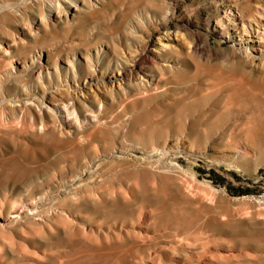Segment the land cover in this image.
<instances>
[{"label": "rangeland", "instance_id": "1", "mask_svg": "<svg viewBox=\"0 0 264 264\" xmlns=\"http://www.w3.org/2000/svg\"><path fill=\"white\" fill-rule=\"evenodd\" d=\"M23 1L1 0L3 4L13 6L9 11L12 16L9 14L8 17L11 19L14 17V20L7 22L4 19L2 25L5 30H9L13 25L23 27L30 21H38L39 12L47 13L48 5L57 0ZM224 1L238 5L245 18L253 15L255 11L264 12V0ZM199 4L201 0H113L105 9L89 13L84 20L86 22L83 21L80 25L71 22L68 25H60L53 22V25L46 30L47 36L44 39L38 34L34 47L41 46L43 49L54 50L60 55H64L70 48L99 42L104 51L100 55H103L101 62L105 63L107 57L113 65L115 55L121 53L126 56L129 49L138 50L135 54L136 60L148 51H152L160 34L157 28L165 26L172 30L177 28L178 31L177 42H173L175 45L173 50L155 51L153 52L155 62L145 61L141 64L140 78H138L152 79L153 85L149 92H142V89L137 87V81H131L121 90L115 89L111 93H106L104 84H108V75L103 71L99 73V77L104 78L103 83L99 82L101 87L97 86L99 109H94L90 101L86 102L84 108L95 121L89 120L88 125H83L80 139L87 143L82 144L81 147L76 146L77 149L75 146L60 148L61 145H58L55 150L46 151L43 144L36 148L40 153L35 150L33 160H27L18 146V143L24 141L21 130L26 124V119L23 118L24 110L22 112V108L15 106L20 102L0 106V121L4 117V121L1 122L3 124L0 125L4 127L0 129L3 130V134L0 131V136L5 138V142L0 144V153L6 158L0 160V174L4 176L1 185L5 187L7 185L5 189L0 185V202H2L0 264L9 262V264H26L29 260H33V264H47L36 257L40 258L42 251L48 249L55 252L66 250V247L59 243L60 239V241L68 239L73 241V238L74 240L77 238L75 241L79 239L97 241L96 237L99 236L98 241H102L101 239L106 235L111 236L115 241H154V249L149 250L152 254L149 261L160 260L161 264H264V206L250 200L231 199L264 192V66H260L261 63L264 64L261 62L264 61V50L262 53L252 51L254 58L251 61L243 58L236 52L237 33L229 29L227 33L214 34L210 28H206L204 22H197L196 10ZM161 5L162 8L157 7ZM217 11H222L219 2H217ZM154 28L157 29L155 32L152 31ZM149 31L150 37H146V32ZM143 41L145 46L140 52L139 48ZM161 41L165 42L163 39ZM199 45H202V48ZM91 54L94 55V52L91 51ZM49 72L52 73V69ZM240 77L247 81L245 87L237 86ZM6 88L10 100L18 97L17 100H20L24 89L26 94L37 91L40 95L39 87L30 78L16 84L9 82ZM237 88L241 92L240 95L230 96L229 93ZM259 90H262L263 95L255 96L254 94ZM50 91L54 94L53 101L60 98L53 89ZM103 110L107 111L103 112ZM62 116L64 115L55 112V122L58 123ZM47 122V127L53 124ZM132 122L136 124H131ZM139 128L140 132H138ZM90 130H94V133ZM90 135L95 138L92 139ZM59 136L60 139L65 137L63 134ZM51 139L54 140L52 137ZM10 141L16 143L15 147L9 144ZM7 146L11 148L13 156ZM7 152L9 156L11 154L10 157L7 156ZM11 157L12 162L14 160V163H19L24 170L32 167L39 169L40 172L31 180L32 183L17 178L18 180L14 181L17 189L10 188L13 179L8 174L10 166L5 165H10ZM38 161L41 162L39 166H37ZM88 162H97V165L92 166L89 174L81 176L80 189L74 190L75 185L70 182L73 176L72 166ZM121 164H124L122 165L124 167H121ZM101 170L105 173H101ZM147 174L150 175L149 178ZM5 177H7L6 181ZM176 187H180L179 194L176 192ZM223 187L226 194L221 190ZM152 189H156L162 199L160 197L157 200L151 199ZM79 193L96 199L99 204L121 199L120 202L134 205L144 215L156 211L168 214L169 218H162L156 227H152L143 223H133V220L127 218L123 219V222L117 219L114 224L100 213L86 212L78 217L79 214L72 211L71 203L75 199L74 196ZM206 195L210 198L208 199ZM179 196L181 198H177ZM184 200L189 201L188 207L187 205L183 207L182 204L187 203ZM197 207L202 208V212L206 210L205 214L203 215L200 209L197 210ZM26 208H30V213L34 211L33 214H29ZM174 208L182 210L179 212ZM16 210L18 216L12 220L9 215ZM89 218L94 220L91 225ZM73 229L79 230L82 233L81 237L76 236ZM185 231L187 232L184 234ZM61 232H65L67 236L61 235ZM58 235H61V238ZM108 236L107 241H110ZM164 238L168 241L163 240ZM3 242L6 245L3 246ZM17 242L23 243L24 247L20 246L21 249L18 250ZM8 247L14 252L13 257L7 254ZM28 250L30 252L27 253ZM131 254L139 261L141 256L139 251L132 249Z\"/></svg>", "mask_w": 264, "mask_h": 264}, {"label": "bare ground", "instance_id": "2", "mask_svg": "<svg viewBox=\"0 0 264 264\" xmlns=\"http://www.w3.org/2000/svg\"><path fill=\"white\" fill-rule=\"evenodd\" d=\"M111 1H113V0H57V1H55L53 3H50L48 5L47 13L44 14L43 12H39V16L40 17L38 18V21H35V22L30 21L27 24L25 23L23 25V27H19V26L13 25L9 30H5L4 29V26L2 25V23H4L5 20H7V22L8 21H12V19L14 18V17H12V19H11L10 17H8L9 14H10L9 11H10L11 7H13V6L3 4L1 2V0H0V106L3 105V104H10V103L14 105L15 102H20V103H18V105H15V106H17L18 108H22V112L24 110L23 118L26 119V124L25 125L23 124L24 127L21 130L22 131V134H24V141L18 143V146L23 151V154L22 155L24 156V158H27V160L29 159L30 161H32L33 158H34V152H35L36 148L38 146H40V145H43V144L45 145L44 146V150L50 151L51 149H54L55 150V148L58 145H61L62 146V147L60 146V148L75 146V149H77L76 146H80L81 147L82 144H86L87 143L86 141H83L82 139H80V137H81L80 130L84 128L83 125L84 126L88 125L87 124V121H89V120L95 121L94 117H91L92 116L91 114H90L91 116L88 115L89 113L85 110L84 107H85L86 102L87 101H90L89 103L91 104V106L94 109L95 108L99 109L100 101H99V90H97V86H100L101 87V84L99 85V82L103 83V81H104L103 80L104 78L99 77V73L101 74L102 71H103V72H106L107 75H108V84H104L105 87H106V90H105L106 93H111V91H113V90L115 91V89L116 90H121V88L124 85H126L127 83H129L131 81H137V83H136L137 84V87L139 89H142V92H149L151 90L150 88L153 85V82H152V79H148V78L139 79L140 78L139 77V73H141L140 72L141 71V64L144 63L145 61L146 62H151V63L152 62H155L156 58L153 56V52H155V51L159 52V50H162L164 52H168L170 50H173V48L175 47V45L173 44V42L174 41L177 42V32H178L177 31V28H174L172 30V29L167 28L165 26H161L160 29L157 28L159 30V33L160 34L157 37L156 43L152 47L153 48L152 51H148V53L145 52L147 54H143L140 57V59L136 60L135 59V57H136L135 54H137L138 50L129 49L130 51H129L128 55H126V56L123 55V54H121V53L120 54H116L113 65H111V60L110 59H107V57H105V60H106L105 63L104 62H101L102 59H103V55L102 56H100V55L104 51L101 48L102 44L99 45V42L98 43H92V44H84V45H81L78 48H70V49H68L65 52L64 55H60V54H58L54 50L43 49V47H41V46L40 47H34L33 46L35 44V42H36V39H37L36 37L38 36V34H41L42 35L41 36L42 39H44L47 36L46 35V30L53 25V22L56 23V24H60V25H68L70 22L71 23H77V25H80L81 23H83V21L85 20V18L87 17V15H89V13H92L94 11H98V10H101V9H105L106 5H108ZM217 2H219V4H220V8L222 10L221 12H218L217 11ZM18 4H19V2H18ZM162 6L163 5H161V7L160 6H157V7L162 8ZM174 10H175V8H174ZM196 11H197L196 12L197 13V22H204L205 23L204 25L206 26V28L207 29L210 28L211 31H212V33H214V34H217V33L220 34L221 32L227 33L229 31V29L230 30H233L234 33H237L235 35L237 37V40L235 42V45L237 47V51L236 52L238 54H241L243 56V58L251 61L254 58V55L252 54V51H256L258 53H262L263 52V50H264V12L261 13V12L255 11V13L253 15H251L248 18H245L243 11L240 9V7H238V5H235L233 3H231V4L230 3H225L224 0H201V4H199V7H198V9ZM103 14H104V12H103ZM97 17H98V15H97ZM84 22H86V21H84ZM183 27H185V25ZM109 28L111 29V27H109ZM157 29L154 28L152 31L155 32ZM150 34H151L150 31L149 32H146V37H150ZM225 36L227 38V34ZM207 38L208 37H206V39ZM162 39L165 42H162L161 41ZM221 41H219V42H221ZM71 42H73V41H71ZM26 43L27 44L29 43V44L26 45ZM144 46H145V41H143L142 45L139 48V51L140 52L143 50ZM199 46L201 47L202 45H199ZM194 47H196V46H194ZM91 51L94 52V55L91 54ZM201 52H202V50H201ZM216 56H214V57H216ZM158 59H161V58H158ZM220 59H221V56H220L219 60ZM261 62H264V61L261 60ZM15 64H17V65H15ZM260 66L262 67V66H264V64L261 63ZM51 69L53 71L52 73L49 72V70H51ZM99 70L101 72H99ZM26 78H30V79H33V81H35V83L39 87V93H40V95H38V92L37 91L36 92H33V93H30V94H26L25 93V89H24V93L20 96V98H21L20 100H17L19 97L16 98V99L10 100L8 98V95H7L8 94V89L6 88V85L9 82L12 83V84L19 83L23 79H26ZM250 80H252V78ZM257 83H255V84H257ZM246 84H247V81L245 79H243L242 77H240V79H238V85L237 86H239V87L242 88V87H245L244 85H246ZM260 84H262V83H260ZM52 89L55 91V94H57V95L60 96V98L58 100H54L53 101L52 96H54V94L51 93V91H50ZM252 89L253 88H251V90ZM240 93L241 92L237 88V89H233V91H231L229 93V95L230 96H233V97H237L238 95H240ZM256 94H258V95L261 96V95H263V92H262V90H259L254 95L256 96ZM153 109H155V108H153ZM19 110H21V109H19ZM105 111H107V110H105ZM105 111L103 110V112H105ZM55 112H58L59 114L64 115V116H62L61 119H59L58 123L55 122V117H54V113ZM155 115H153V116H155ZM108 116H109V114H108ZM141 118L143 119V117H141ZM25 119H24V121H25ZM150 119L151 118H149V120ZM1 120L2 121H0V125L3 124L1 122L4 121V117ZM47 121H50L53 124L47 127V125H48V122ZM147 121H148V119H147ZM97 124H98V122H97ZM131 124H134L135 125L136 123L132 122ZM222 124H224V123H222ZM109 125H110V123H109ZM224 125H226V124H224ZM2 127L3 126H0V129ZM13 130L15 131L16 128L13 129ZM0 131L2 133L3 130H0ZM17 131H18V129H17ZM90 131L93 132L94 130L93 131L90 130ZM138 132H140V128H139V131ZM145 132H147V131H145ZM96 133L97 132H96V129H95V136L97 135ZM61 134H63L65 136L64 139H60V136L59 135H61ZM92 135H90L91 138L92 139L95 138V137H92ZM88 136H89V133H88ZM2 137L0 136V144H3L5 142L4 141L5 138H2ZM51 137L54 138V140H52V139L50 140ZM191 141H193V140H191ZM191 141H189V142H191ZM6 143H8V141ZM9 144H11L13 147H15V145H16V143L13 142V141H10ZM9 144H8V146H9ZM60 148H57V150L58 149L60 150ZM1 149H3V147ZM8 149H10L9 150V153L11 151V154H12L11 148L8 147ZM16 150H18V149H16ZM4 151H5V149H4ZM37 151H38V149L36 150V152ZM38 153H40V151H38ZM6 154H7V156H9L8 152ZM11 154H10V156H11ZM168 154H165V155L169 156ZM165 155H164V157H165ZM0 156H2V158L0 160H2L3 158H5V156L3 157V155L1 153H0ZM12 156H13V154H12ZM15 156H17V155H15ZM23 156H22V158H23ZM170 156H172V155H170ZM42 157H43V154H42ZM44 158H46V157L44 156ZM103 158H105V157H103ZM40 159H42V158H40ZM80 159L81 158H79V160ZM20 160H21V158H20ZM45 160H47V159H44V161ZM246 160H247V158H246ZM59 161H60V158H59ZM34 162H29V163L32 164ZM36 162H37V160H36ZM40 163L41 162H39L37 166H39ZM79 163L78 164H74L72 166V170H71L73 176H72L70 182L72 183L73 186L75 185V187L73 188L74 190L80 189L81 181H82L81 180V176L83 177V174H87V173L89 174L92 166L95 165L97 162L96 163L95 162L94 163L88 162V163H85V164H82V165L79 164ZM9 164L10 165H8V164L7 165L4 164V165L5 166H10V168L8 169V174H10L12 176V179H13V181L11 182V185H10V188L12 190L13 189H17L16 188V184H14V181L15 180L16 181L18 180L17 178H19V180H21V181L23 180V182H26V183L29 182V181L31 182V180H33V179H35L37 177L38 172H40L39 169H37L36 167H32L31 169H29L30 167L28 166V169L29 170L22 169L23 166L21 168L19 166V163L18 164L14 163V160L12 162V157H11V162ZM124 164H126V162ZM124 164H121V167H124V166H122ZM132 164L133 163H131V165ZM168 164H169V162H168ZM127 165H129V164H127ZM150 165H152V164L150 163ZM24 166H26V165H24ZM100 166H101V164H100ZM145 166H146V164H145ZM102 172L105 173L103 170H101V173ZM163 172H165V171H163ZM111 173H113V172H111ZM158 173H159V171H158ZM160 173H161V171H160ZM178 173H180V171ZM116 175H119V174H116ZM145 175L146 174H144V176ZM53 176H54V174H53ZM119 176H121V175H119ZM147 176H148V174H147ZM164 176H165V174H164ZM173 176H174V174H173ZM89 177H90V175H89ZM149 177H150V175L148 176V178ZM152 177H154V176L152 175ZM3 178H4V176H2V174H0V185H1L2 181H3L2 180ZM6 178L7 177H5V181H6ZM114 178H113V180H115ZM122 179H121V181H122ZM141 179H142V176H141ZM137 180H139V179L137 178ZM149 180L151 181L152 179H149ZM155 180H157V179H155ZM115 181H117V180H115ZM161 182L162 181L160 180V183ZM92 183L93 184H96L94 182H92ZM107 183H109V182H107ZM93 184H89V185H93ZM150 184H152V183H150ZM1 187H2V189H5L7 187V185L5 187L2 184ZM170 187H172V186H170ZM65 188H67V187H65ZM149 190H151V189H149ZM179 190H180V187H176V192H178V194H179ZM212 190H214V189H212ZM38 191H40V189H38ZM60 191H62V190H60ZM60 191H59V193H60ZM183 191H185V190H183ZM171 192L173 193L174 190L171 191ZM176 192H175V194H176ZM53 194H55V193H53ZM168 195H170V194H168ZM150 196L152 197V198L151 197L150 198L151 199H154V200L155 199L157 200L160 197V195H159V193H158V191L156 189H152ZM172 196H173V194H172ZM74 197H75V199L71 203L72 204L71 205V209H72L73 212H77L79 214L78 217H81L86 212H89L90 214L100 213L101 215L107 217L108 220L112 221L114 224L117 221V219H119V220H121L123 222V219H126L127 218L129 220H133V223L134 222L135 223H138V224H142L143 223V224H146V225H150L152 227H156V224L162 218L168 217V214L161 213V212L159 213V212H156V211L153 212V213L151 212L152 214H148L147 215V213H146V215H144L142 212L138 211L137 210V207H135L134 205H129L127 203L120 202L121 199L120 200L118 199L119 201L110 200L111 202L109 201L107 204H99V201H97L96 199L91 198V197H89V196H87L85 194L79 193V194H76ZM47 198H49V197H47ZM177 198H181V197L179 196ZM209 198L210 197H208V199ZM231 199H233V200H239V199H235V198H231ZM185 200H184V202H187ZM181 202L183 203V200ZM1 203L2 202H0V205H1ZM3 203H4V201H3ZM188 203H189V201L186 204H182L183 207H185L184 205H187ZM34 204H36V203L34 202ZM55 205L58 206V204H55ZM178 205L182 206L181 203L180 204L178 203ZM192 205H193V203H192ZM180 206H175V207H180ZM187 207H188V205H187ZM187 207H186V209H187ZM190 207H192V206H190ZM16 208L18 209V207H16ZM34 208H36V207H34ZM34 208L32 210H34ZM202 208L203 209H206L204 207H202ZM171 209L173 210V208H171ZM177 209L178 210H175V208H174L175 211H179V208H177ZM199 209H200V207L199 208L197 207V210H199ZM201 209L199 211H201ZM27 210L29 211V214H33V212H34L33 211V212L30 213V208L27 209ZM204 212H202L203 215L205 214ZM24 213L26 214L27 212H24ZM183 214L186 216L185 213H183ZM196 214H198V212L195 213V216H197ZM177 215H178V213H177ZM193 215H189V216H193ZM9 216H10V218L12 220H14L18 216V210L12 211L11 212V215H9ZM180 218H181V216H180ZM190 218L192 219V217H190ZM150 219H152V220L150 221ZM221 220H222V218H221ZM180 221L181 220H179V222ZM89 222H90V225H91L94 222V220H92L91 218H89ZM163 224H164V221H163ZM69 225H71V224H69ZM35 228L38 229V227H35ZM196 228L197 227L195 226V229ZM228 228L230 229L231 227H228ZM39 229H41V228H39ZM73 230H74V234L76 236L81 237L80 234L82 235V233H80L79 230L78 231L76 229H73ZM196 230H198V229H196ZM186 232L187 231H185L184 234ZM7 234H8V232H7ZM60 234L63 235V236H65V237L67 236V234L65 232H61ZM61 235L60 236L58 235V237L61 238ZM169 235H172V234H169ZM107 236L108 235H106L104 239H101L102 241H98L99 240V236L96 237L97 241H86V240L79 239V238H78L79 241H75L77 238L75 240L73 238V241H71V240L69 241V239L67 241L66 240L65 241H60L61 239L59 240V239H57L58 238L57 237L56 239L59 240V243H62L63 246L66 247V250L59 251L57 249L58 251H56V252L55 251H52L50 249L44 250V251H42V254H41L40 258H38V257H36V258L38 260L40 259V260L46 262L47 264H161V261L160 260L157 261V262H153V261L151 262V261H149V259L152 257V254L149 253V250L150 249H154V245H155L154 244V241H139V242H137L136 240L135 241H115V240H113V238H111V236H108V238L110 239V241H107ZM167 237L168 236H166V238ZM174 237H177V236L174 235ZM85 238H88V237H85ZM166 238H164L163 240H165ZM56 239H54V240H56ZM90 240H91V238H90ZM171 240H173V239L171 238ZM243 243H244V241H243ZM11 244H12V242H11ZM22 244L21 243L18 244V242H17V245H19L18 248L20 246H22ZM4 245H6V243H4L3 246ZM22 247H24V246H22ZM16 248H17V246H16ZM20 249L21 248H19L18 250H20ZM132 249H136L137 251H139L141 253V256L139 257V261L136 259V257L134 255L131 254V250ZM25 250H27V249H25ZM25 250H23V251H25ZM176 250H178V249H176ZM176 250H175V253H176ZM6 252H7V254L10 257H13L14 256V252L11 250V248L8 247ZM26 252L28 253L30 251L28 250ZM29 254L33 255L32 253H29ZM21 255H22V253H21ZM28 255H27V257H28ZM0 260H1V258H0ZM32 261L33 260H29V261L26 262V264H33Z\"/></svg>", "mask_w": 264, "mask_h": 264}, {"label": "built area", "instance_id": "3", "mask_svg": "<svg viewBox=\"0 0 264 264\" xmlns=\"http://www.w3.org/2000/svg\"><path fill=\"white\" fill-rule=\"evenodd\" d=\"M221 190H223V193L226 194L225 187H223ZM235 199H239V200H250L252 202H255V203L259 204V205L264 206V192L259 193L257 195H252V196H249V195H241V196L235 197Z\"/></svg>", "mask_w": 264, "mask_h": 264}]
</instances>
